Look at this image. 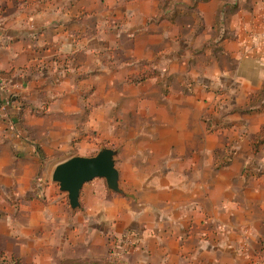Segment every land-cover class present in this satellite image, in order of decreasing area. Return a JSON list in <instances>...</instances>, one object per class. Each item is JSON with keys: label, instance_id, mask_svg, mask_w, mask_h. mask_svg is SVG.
Returning <instances> with one entry per match:
<instances>
[{"label": "crops", "instance_id": "1", "mask_svg": "<svg viewBox=\"0 0 264 264\" xmlns=\"http://www.w3.org/2000/svg\"><path fill=\"white\" fill-rule=\"evenodd\" d=\"M263 27L264 0H0V264H264ZM114 134L136 197L73 211L55 167Z\"/></svg>", "mask_w": 264, "mask_h": 264}, {"label": "water", "instance_id": "2", "mask_svg": "<svg viewBox=\"0 0 264 264\" xmlns=\"http://www.w3.org/2000/svg\"><path fill=\"white\" fill-rule=\"evenodd\" d=\"M118 155V150L102 148L95 156H73L55 167L52 182L67 194L73 211L81 208L80 195L84 185L95 179H104L109 191L125 195L117 168Z\"/></svg>", "mask_w": 264, "mask_h": 264}, {"label": "rangeland", "instance_id": "3", "mask_svg": "<svg viewBox=\"0 0 264 264\" xmlns=\"http://www.w3.org/2000/svg\"><path fill=\"white\" fill-rule=\"evenodd\" d=\"M143 77H145V79L148 78L147 75H146V76H143ZM141 79H142V78H141ZM145 79H144V80H145ZM117 138H118L117 135L114 134V136H113V138H111V140H105L104 142H102V143L98 146V148L93 152L94 155H92V156L97 155V153H98L102 148H112V149L118 150V151H119V155H120L121 150H122V147H121V144H120V137H119L118 139H117ZM75 152H76V151H72V150H71V151L68 153L67 159L73 157V155H74ZM122 162H123V161H122V157H121V158H120V163H122ZM124 184H126V182H123L122 179H121V187H122V189L124 188ZM127 184H128V183H127ZM108 191H109V190H108ZM124 192H125L126 196L136 197L134 194L125 191V189H124ZM114 194H116V193L109 191V195H114Z\"/></svg>", "mask_w": 264, "mask_h": 264}, {"label": "trees", "instance_id": "4", "mask_svg": "<svg viewBox=\"0 0 264 264\" xmlns=\"http://www.w3.org/2000/svg\"><path fill=\"white\" fill-rule=\"evenodd\" d=\"M150 76H153V74H151ZM149 77V75H148ZM11 78V75L9 73L6 72H0V80H8ZM142 78V79H141ZM139 79H136L134 82L138 83L142 80L145 79V77H141ZM261 145H264V129L258 133L252 140V149L254 153H258L259 152V147ZM12 262H14V264H16V261L13 260Z\"/></svg>", "mask_w": 264, "mask_h": 264}, {"label": "built area", "instance_id": "5", "mask_svg": "<svg viewBox=\"0 0 264 264\" xmlns=\"http://www.w3.org/2000/svg\"><path fill=\"white\" fill-rule=\"evenodd\" d=\"M261 42L264 44V27L262 30V33L260 35ZM8 85V80H0V88H5ZM11 101V98H8V102ZM128 249H132L133 247L137 246L138 244V238L134 237L133 239H128Z\"/></svg>", "mask_w": 264, "mask_h": 264}]
</instances>
